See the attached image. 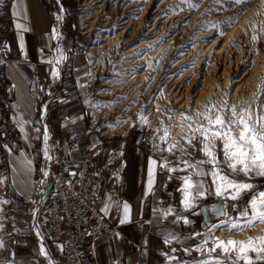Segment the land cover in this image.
<instances>
[{
	"label": "crops",
	"instance_id": "1",
	"mask_svg": "<svg viewBox=\"0 0 264 264\" xmlns=\"http://www.w3.org/2000/svg\"><path fill=\"white\" fill-rule=\"evenodd\" d=\"M5 2L2 28L8 57L0 73L4 119L0 123V137L7 145L4 151L7 164L3 168L5 180L0 184V194L9 202L1 205L0 216L3 222L7 220L6 211L11 210L17 216L18 240L8 251L11 264H49V258L40 253L41 243L54 264H62L64 247L55 239L48 223V194L61 168L76 169L88 157L102 167L96 191L99 209L111 198V210L101 213L114 219V202L119 203L114 229L98 241V264H191L201 260L196 251L191 257L184 252L189 239L188 225L182 219L175 220L176 214L181 215L182 211L173 197L172 179L160 167V157L141 146L135 135L106 137L92 126L86 108L90 90L86 81L87 65L78 54L77 40L67 24L70 2L20 0L21 17L11 15L13 0ZM56 15L62 17L59 22ZM15 22L30 29L21 33L23 51ZM53 27L59 29L58 37L53 36ZM57 48L66 59L58 65L59 77L53 79V66L44 61L58 58ZM45 106L43 123L48 128L51 160L45 159L43 146L37 145L38 139L43 141L44 127L37 121ZM20 118L29 121L23 133L17 125ZM150 158L157 161L151 192L147 190ZM42 171L49 175L44 177ZM124 202L130 206L129 219L120 224ZM169 207L174 212L165 216ZM37 231L43 237L41 242ZM166 237L170 239L168 244L164 243Z\"/></svg>",
	"mask_w": 264,
	"mask_h": 264
},
{
	"label": "rangeland",
	"instance_id": "2",
	"mask_svg": "<svg viewBox=\"0 0 264 264\" xmlns=\"http://www.w3.org/2000/svg\"><path fill=\"white\" fill-rule=\"evenodd\" d=\"M68 1L71 13L67 24L77 40L75 44L78 54L83 56L87 65L86 81L90 90L86 108L92 126L106 137L135 135L140 139L141 146L154 154L150 149V139L155 136L160 139L164 136L165 129L169 132L171 143L179 139L182 132L180 125L186 126L189 123L182 120L179 114L194 115L197 108L199 112H203L206 105L228 99L225 93L230 94L234 104L250 102L255 86L264 77V0H248L247 4L241 5H232V0H219L218 3L216 0ZM189 4L196 7H189ZM242 9H245L243 15L235 20L234 25L225 23L229 18L236 17ZM123 22L126 23L122 25ZM3 24L0 22L1 27ZM252 36L257 39L252 40ZM103 39L119 40V43L113 45L112 49L105 46L104 49H108L105 52L98 49L99 45L107 44ZM143 41H154L153 48L148 50L149 45L146 44L141 47L142 50L139 48L130 51ZM253 51L256 52L255 56ZM147 52H151L148 57ZM251 60L254 63L249 65ZM258 67L260 72L256 70ZM135 71L137 73H133ZM144 71L150 73L142 81L139 76ZM125 75L124 80L120 78ZM249 77L258 80L255 85H241ZM238 80L242 81L234 82ZM117 83L120 85L115 86ZM230 86L235 87L234 92H230ZM262 101L264 104L261 99V105ZM141 114L146 118V123H141ZM37 143L38 146H43L42 139H38ZM48 145L50 147L49 143ZM161 146L163 148V141ZM2 152L4 151L0 145V180L4 182L3 168L7 163ZM163 153L170 156L173 165L177 164L174 157L179 153L176 149L172 152L175 153L173 156L170 155L171 152ZM199 157L200 154L197 153V158ZM182 175L185 173H171V185L173 197L182 211L181 215L190 221L187 224L189 239L185 248L191 251L187 254L191 257L195 249L201 246L203 251H196L197 257L211 260L214 264L219 249L209 256L208 249L214 247L213 240L217 237L215 232H209L208 225L218 223L221 219L211 212V208L221 200L215 196L200 200L195 209L198 215L184 211L181 205L182 193L178 191L182 182L177 179ZM255 182L264 184V180L259 178ZM1 196L0 194V199ZM224 202L229 205V215L235 217L239 203L237 210H233L231 204L234 202ZM3 220L2 217L0 224ZM196 233L200 235L197 236ZM3 236L0 229V239L4 245L0 248V264H11L8 256L11 244L5 246ZM206 238L208 243L204 244ZM218 239L230 240L224 236ZM251 256L254 264H264V261H255V253L251 252ZM239 264L246 262L240 260Z\"/></svg>",
	"mask_w": 264,
	"mask_h": 264
},
{
	"label": "snow or ice",
	"instance_id": "3",
	"mask_svg": "<svg viewBox=\"0 0 264 264\" xmlns=\"http://www.w3.org/2000/svg\"><path fill=\"white\" fill-rule=\"evenodd\" d=\"M57 2L59 3V0ZM183 2H187V0H183ZM216 2L218 3L219 0H216ZM19 3L20 0H13L11 4V15L13 17H21L22 15L18 7ZM247 3L248 0H232V5ZM3 4L4 0H0V7ZM189 7H196V5L189 4ZM244 10L242 9L241 12L237 13L236 17L229 18L225 23L229 26L234 25L235 20L243 15ZM24 18L26 19L27 17L25 16ZM55 19L59 22L62 17L56 15ZM14 27L18 33L20 49L23 51V36L21 33L30 29L20 22H15ZM58 33L59 29L53 27V36L58 37ZM220 34L223 33L221 32ZM251 39L256 40L257 37L252 36ZM56 52L59 53L58 58L53 57L44 61L53 66L51 72L53 79L59 77L58 65L66 59L61 49L57 48ZM255 54L256 52L253 51L254 56ZM253 63L254 60L249 61V65ZM236 86L238 87V85ZM234 91L235 87L230 86V92ZM252 95L253 99L250 102L241 101L234 104L231 101L230 94L225 93L228 99H222L217 103L206 105V110L203 112L197 111L194 115L181 113L182 120H186L189 123L186 126L184 124L180 125L182 132L179 139L175 143H171L167 129L164 130V136L160 137L161 141L164 142L163 151L170 153L173 149H176L179 153L178 156L174 157L177 160L176 165H173L171 160L162 157L160 167L169 173V180L172 179L171 173L173 172L180 171L185 173V175L177 177L182 182V186L178 191L182 193L181 205L184 211L198 215L195 212L198 202L208 196H215L221 201L234 202L231 204L233 210H237L239 203V210L235 217L229 215V205L227 203L213 206V212L221 219L218 223L208 225L209 232L223 228L242 231L245 228L255 229L258 225L264 224V184L255 182L257 178L264 180V105L260 104L261 99H264V77L257 83L256 91ZM45 116L46 106L41 112L40 121H37V123L42 124L44 127V157L47 160H51L52 157L48 145V128L43 123ZM196 117H200V119H196ZM140 120L141 123L147 122L142 114L140 115ZM26 123H29V121H25L22 118L17 120V125L22 133ZM35 130L39 132L40 129L36 128ZM4 147H7V145ZM155 147L160 148L161 146L155 145ZM197 153L200 154L199 158H197ZM185 156L188 158L184 159ZM156 165L157 161L150 158L147 181V190L149 192L153 190L155 183ZM42 174L44 177L49 175L47 171H42ZM71 174L75 175V173ZM2 183L3 181L0 180V184ZM40 183L43 184L44 181L41 180ZM110 201L111 198L109 197V202L104 204L100 209L101 212L107 214L111 210L112 204ZM8 202L0 199V204H7ZM129 210V204L124 202L122 205V216L119 220L120 224L128 222ZM35 211L33 212L34 215ZM173 212L174 209L169 207L164 215L166 216ZM181 219L185 224L190 223L187 217H182L177 213L175 220L178 222ZM2 228L3 225L0 224V229ZM36 235L39 238L38 242H41L43 240L41 233L37 231ZM169 235L171 236V234ZM195 235L198 236L200 233ZM171 238L175 239L174 236H171ZM259 239L262 241V245L259 247L254 246L251 239L247 245L241 241L214 239V247L208 249V254L210 256L211 253L217 252V249H219V253L214 259V264H226V262L239 264L240 260H244L246 264H254L253 258L248 255L249 252L255 253V261H264V237ZM164 243H170V239L166 237ZM207 243L208 239L206 238L204 244ZM3 246V241L0 239V248ZM195 250L203 251V248L198 246ZM190 251L188 248L184 249L185 253L190 254ZM40 253L49 258V264H54L42 243ZM231 253H235V255H231ZM169 259H174V257H169ZM185 264H189V262H185ZM191 264H213V261L205 259L191 262Z\"/></svg>",
	"mask_w": 264,
	"mask_h": 264
},
{
	"label": "built area",
	"instance_id": "4",
	"mask_svg": "<svg viewBox=\"0 0 264 264\" xmlns=\"http://www.w3.org/2000/svg\"><path fill=\"white\" fill-rule=\"evenodd\" d=\"M6 9L7 2L0 8L2 23H5ZM5 45L3 28L0 26V73L1 66L8 57ZM3 120L0 98V123ZM1 133L2 127H0V136ZM150 142V149L155 155L170 160V156L162 151L159 137L151 138ZM0 145L5 151L6 144L1 137ZM155 145L161 147L157 148ZM2 154L4 155V152ZM174 154L170 153L172 156ZM101 171L102 167L88 157L76 169L61 168L54 179L48 194L50 198L47 203L48 223L55 239L64 247L62 264H98L96 260L98 241L114 229L119 203L117 200L114 202V219H108L101 213L99 199L96 196ZM6 215L7 220L1 224H3L4 244L9 246L17 242L16 234L19 232V226L16 224L17 216L13 211H6Z\"/></svg>",
	"mask_w": 264,
	"mask_h": 264
},
{
	"label": "bare ground",
	"instance_id": "5",
	"mask_svg": "<svg viewBox=\"0 0 264 264\" xmlns=\"http://www.w3.org/2000/svg\"><path fill=\"white\" fill-rule=\"evenodd\" d=\"M126 22H123L122 23V25H124ZM86 26H88V25H86ZM122 29L124 28V26H122L121 27ZM102 41H106L107 42V44H103V45H99L98 46V49L99 50H102V51H105V52H107L108 51V49L106 50V49H104V47L105 46H110V48L112 49V46L113 45H115V44H118L119 43V40H109V39H103ZM153 42L154 41H143V42H141L140 44H138L137 46H135V47H133L130 51H134V50H138L139 48L141 49V47H143V46H146V44H148L149 46L147 47V49L149 48H151L152 47V44H153ZM154 45V44H153ZM160 45V44H159ZM169 45V44H168ZM165 46H167V45H165ZM155 47V46H154ZM160 47V46H159ZM153 48V47H152ZM144 49V48H143ZM148 49V50H149ZM116 50H118V49H116ZM129 50V49H128ZM142 50V49H141ZM159 51V50H158ZM157 51V52H158ZM153 52V51H152ZM148 54L146 55V57H148L149 56V54L151 53V52H147ZM128 54H130V53H128ZM139 54V53H138ZM115 56V55H114ZM158 56V55H157ZM100 58V57H99ZM98 58V59H99ZM148 59V58H147ZM142 60V59H141ZM153 60V59H152ZM149 61V60H148ZM136 62H138V60L136 61ZM140 62V61H139ZM142 63V62H141ZM156 63V62H155ZM127 64V63H126ZM158 64V63H157ZM147 65V64H146ZM97 65L95 64V67H96ZM140 66V65H139ZM154 66V65H153ZM127 68V67H126ZM155 68V67H154ZM139 70V69H138ZM257 71H261L260 70V67H258L257 69H256ZM141 71H142V69H141ZM150 71V70H149ZM256 71V72H257ZM97 72V71H96ZM255 72V73H256ZM123 73V72H122ZM133 73H137L136 71L135 72H133ZM148 72L147 71H144V72H142L141 74H140V80L142 79V81H144V80H146L148 77L146 76V74H147ZM150 73V72H149ZM148 73V74H149ZM129 74V73H128ZM147 74V75H148ZM132 75V74H131ZM120 76V75H119ZM130 76V75H129ZM256 76V75H255ZM124 77H126V75L125 76H121L120 78H123V80H124ZM257 77V76H256ZM135 79H136V77H135ZM135 79H133V80H135ZM122 80V79H121ZM118 81V80H117ZM116 81V82H117ZM178 81V80H177ZM242 80H238V81H234L235 83H237V82H241ZM258 81V80H257ZM256 81V79H253V77H249V78H247L244 82H242V84L241 85H243V84H249L250 86H254L255 85V83L257 82ZM125 82V81H124ZM129 82V81H128ZM134 82V81H133ZM175 82V81H174ZM123 83V82H122ZM226 83H227V81H226ZM228 83H229V81H228ZM117 85H120V83H117V84H115V86H117ZM142 85V84H141ZM143 85H144V83H143ZM241 85H239L238 87H240ZM168 86V85H167ZM181 86V85H180ZM190 86V85H189ZM247 87H248V85H246ZM182 87V86H181ZM256 87V86H255ZM120 88V87H119ZM172 88H174V87H172ZM254 88V87H253ZM144 89V88H143ZM169 89V88H168ZM209 89V88H208ZM121 90V89H120ZM137 90V89H136ZM167 90V89H166ZM179 90V89H178ZM204 90V89H203ZM236 90H237V87H236ZM198 91V90H197ZM196 91V92H197ZM256 91V90H255ZM139 92V91H138ZM170 92V91H169ZM202 92H204V91H202ZM201 92V93H202ZM245 92V91H244ZM209 93V92H208ZM181 94V93H180ZM109 95V94H108ZM172 95V94H171ZM179 96V95H178ZM182 96V95H181ZM175 98V97H174ZM183 98V97H182ZM182 98H178V99H182ZM183 100V99H182ZM203 100V99H202ZM264 100V99H263ZM177 101V100H176ZM181 101V100H180ZM196 101V100H195ZM139 102V101H138ZM189 102V101H188ZM193 104V103H192ZM200 104V103H199ZM182 106H183V104H181ZM181 105H180V107H181ZM184 105H185V103H184ZM262 105H264L263 104V101H262ZM186 106H187V104H186ZM196 106V105H195ZM200 106V105H199ZM191 107V106H190ZM185 109V108H184ZM189 109V108H188ZM198 109V108H197ZM196 109V112L198 111ZM179 113V112H178ZM177 113V114H178ZM135 115V114H134ZM176 115V114H175ZM180 115V114H179ZM180 117V116H179ZM178 117V118H179ZM180 120V119H179ZM179 129H181V127H179ZM175 130H177V129H175ZM178 131H180V130H178ZM176 132V131H175ZM175 137V136H174ZM173 143V142H172ZM173 151H175V149H173L172 150V152ZM171 152V153H172ZM213 232H215V235H216V239H218L219 237H222V236H224V237H229L230 238V240H235V241H241V242H243L245 245H247L248 244V242H249V240L251 239V241H252V244L254 245V246H256V247H259V246H261L262 245V241H261V239H259V238H261V237H264V224H261V225H258L257 226V228H255V229H249V228H245L244 230H232V229H229V228H223V229H216V230H213ZM250 257H252L251 256V252L248 254ZM253 258V257H252ZM253 260H254V258H253Z\"/></svg>",
	"mask_w": 264,
	"mask_h": 264
},
{
	"label": "water",
	"instance_id": "6",
	"mask_svg": "<svg viewBox=\"0 0 264 264\" xmlns=\"http://www.w3.org/2000/svg\"><path fill=\"white\" fill-rule=\"evenodd\" d=\"M225 202L224 201H219L217 204H215L214 206H220L222 204H224ZM211 212L213 213V215L216 217V218H221V217H218L215 215V213L213 212V207L211 208ZM208 219L210 221L211 217H210V213L208 212Z\"/></svg>",
	"mask_w": 264,
	"mask_h": 264
}]
</instances>
